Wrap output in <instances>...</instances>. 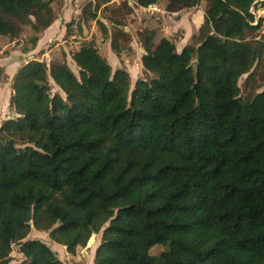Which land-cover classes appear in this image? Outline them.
<instances>
[{"label":"trees","instance_id":"obj_1","mask_svg":"<svg viewBox=\"0 0 264 264\" xmlns=\"http://www.w3.org/2000/svg\"><path fill=\"white\" fill-rule=\"evenodd\" d=\"M203 1L204 23L181 52L138 32L151 78L133 90L94 40L71 54L78 75L65 60L21 66L14 116L0 127V264H12L14 246L17 264H64L28 239L32 229L72 255L102 233L94 264H264V20L252 13L264 1ZM53 3L0 0V36L18 40V24L29 25L34 48L56 20ZM99 7L89 2L67 37L95 21L107 38ZM117 12L131 14L128 1ZM110 39L119 56L131 35L117 28Z\"/></svg>","mask_w":264,"mask_h":264},{"label":"rangeland","instance_id":"obj_2","mask_svg":"<svg viewBox=\"0 0 264 264\" xmlns=\"http://www.w3.org/2000/svg\"><path fill=\"white\" fill-rule=\"evenodd\" d=\"M123 1H128L129 6L132 8L131 14L127 15L123 14L122 12H117V9ZM89 2H93L94 4L100 6L98 11L99 20L107 26L110 35L104 39L99 25L93 21L89 24L83 25L82 34L77 32L74 36H72L77 38L74 42L80 44L86 40H94L100 55L109 60L108 62L110 63L114 72L117 69H126L129 72L131 77V90L135 88L136 82L139 79L149 80L151 78V75L148 74L142 66L141 60L144 54V49L139 43L137 35L138 32L144 29L155 30L157 32V36L154 41L155 47L158 46L161 39L170 38L171 36L172 37L170 39H177V41H180L178 38L183 36L184 33L185 37H190V41L192 35H197L200 27L204 23L206 8V2L203 0L199 6L192 9L187 8L186 6L173 5L167 0H158L156 5L150 6L148 8L139 7L136 3V0H54L52 5L56 16L54 23L56 22L57 24L59 22V18H64L67 12L70 14V16L63 19V25L61 23L60 27L64 26L65 19L66 22L79 19L82 9ZM253 10L257 21L261 18L264 20V8L258 7L256 9L254 7ZM186 13H189L190 17H186ZM181 20L183 21V29L185 32H183L181 29L175 32V24L177 21L180 22ZM18 27L21 31V35L18 40L11 41L8 38L0 37V126L7 119H10L14 116V113L9 107L12 95L10 83L12 76L14 75V71L9 72L8 68L6 67L5 60L10 57L12 52H18V54H21L24 50L32 48L31 38L35 35L29 25L18 24ZM117 28L122 29L131 35L129 48L124 50L119 56L111 50L110 39L111 33H113ZM55 29L57 28H52V30ZM259 35L264 36V22ZM56 45H59V42L52 41L48 47L50 50H52L56 47ZM77 46L79 48L80 45ZM73 51V49H69L68 53L71 55ZM177 51L181 52L180 46L178 47V45ZM53 56V60H65L72 71L76 75L79 74V70L75 63L71 59L66 60L68 58V54L66 55L61 48L58 50L55 49ZM247 78L248 75H245L239 83L242 90V96L244 98L249 92V88L246 87ZM51 83L53 93H59L64 97V93L56 86V84L53 81H51ZM261 86L262 87L257 92L264 91V84ZM101 237L102 233L92 236V241H89L86 247L78 248L75 255L69 254L66 248L62 247L61 245L53 243L49 238V234L40 233L32 229L28 239H37L43 241L45 244H48L50 247L54 246L53 250L58 254L59 259L64 264H91V261L93 258H95L94 254H96V251L101 243ZM163 251L164 247L156 246L151 249L150 253L152 256L157 257ZM12 257V264H17L23 260L22 255L19 253L18 246H14Z\"/></svg>","mask_w":264,"mask_h":264},{"label":"crops","instance_id":"obj_3","mask_svg":"<svg viewBox=\"0 0 264 264\" xmlns=\"http://www.w3.org/2000/svg\"><path fill=\"white\" fill-rule=\"evenodd\" d=\"M70 16V14L67 12L64 16V18H68ZM81 16V15H80ZM186 17H190L189 13L185 14ZM184 16V17H185ZM183 17V18H184ZM62 17L59 18V26L58 23L56 24L53 23L51 27H49L48 29H46L45 31H43L39 36H38V42L36 44V46L34 48H30L28 49L27 52L23 51L21 54H18V52H12L10 57L7 58V60H5L6 62V67L8 68L9 72L14 71V75L12 76L11 79V83L10 86L12 84V80L15 77V75L17 74V72L19 71V69L21 68L22 65L28 63L31 60H36V61H40V62H45L48 65L52 62L53 58V52L58 49H62L64 51V53L67 55L68 54V58L66 60L71 59L72 57L71 55L68 53V50H77L78 46L80 45L79 43L74 42L77 38L76 37H67L66 34V25L70 22H66L65 19V23L63 27H60V24L62 23L63 25V19ZM182 18V20H183ZM78 20V19H77ZM180 22H176L175 24V32L178 31L179 29H181L183 32V21ZM66 24V25H65ZM56 25V26H55ZM56 27L57 29L52 30V28ZM52 31V32H51ZM195 35V34H194ZM192 35V37L194 36ZM1 37V36H0ZM172 37V36H171ZM170 37V38H171ZM191 37V39H192ZM169 38V39H170ZM189 36L185 37V33L183 34V36H180L178 39L180 41H177V39H175L176 41V45H178V47L180 46V50L182 51L183 48L188 45L191 42V39L189 41ZM52 41H58L59 45H56V47L52 50H50V48L48 47V45L52 42ZM189 41V42H188ZM76 45V46H75ZM75 46V47H74ZM112 50V49H111ZM73 51V52H74ZM72 52V53H73ZM32 58V59H31ZM49 61V62H48ZM54 61V60H53ZM59 61V60H58ZM62 61V60H61ZM73 61V60H72ZM109 61V60H108ZM1 127V126H0ZM36 235V234H35ZM40 236V235H38ZM52 249H54V246L51 247ZM95 256V254H94ZM23 257V256H22ZM91 264H94V258L91 261Z\"/></svg>","mask_w":264,"mask_h":264},{"label":"built area","instance_id":"obj_4","mask_svg":"<svg viewBox=\"0 0 264 264\" xmlns=\"http://www.w3.org/2000/svg\"><path fill=\"white\" fill-rule=\"evenodd\" d=\"M254 8H252V13L255 15V13H254V10H253Z\"/></svg>","mask_w":264,"mask_h":264},{"label":"water","instance_id":"obj_5","mask_svg":"<svg viewBox=\"0 0 264 264\" xmlns=\"http://www.w3.org/2000/svg\"><path fill=\"white\" fill-rule=\"evenodd\" d=\"M261 1H264V0H261ZM258 24V23H257ZM93 236H96V234H94Z\"/></svg>","mask_w":264,"mask_h":264}]
</instances>
